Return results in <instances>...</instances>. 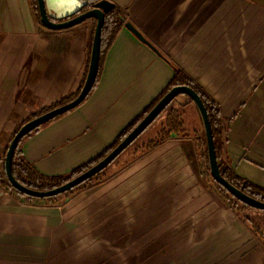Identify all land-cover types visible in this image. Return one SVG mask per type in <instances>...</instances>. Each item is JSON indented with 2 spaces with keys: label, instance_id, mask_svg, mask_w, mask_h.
Wrapping results in <instances>:
<instances>
[{
  "label": "crops",
  "instance_id": "obj_1",
  "mask_svg": "<svg viewBox=\"0 0 264 264\" xmlns=\"http://www.w3.org/2000/svg\"><path fill=\"white\" fill-rule=\"evenodd\" d=\"M106 1L160 55L121 29L92 95L25 140V159L48 177L87 164L166 89L171 63L231 120L229 168L264 189V0ZM95 29L90 20L52 31L37 20L33 0H0V163L19 125L77 95ZM194 107L187 120L200 128ZM124 171L92 198L59 207L28 204L0 186V264H114L121 258H109L118 252L106 246L131 241L145 245L146 264H264L253 226L201 188L181 142Z\"/></svg>",
  "mask_w": 264,
  "mask_h": 264
},
{
  "label": "water",
  "instance_id": "obj_2",
  "mask_svg": "<svg viewBox=\"0 0 264 264\" xmlns=\"http://www.w3.org/2000/svg\"><path fill=\"white\" fill-rule=\"evenodd\" d=\"M71 7L67 8L69 11L64 16L55 15L56 19L66 18L65 22H55L49 12L52 11L50 0H37L38 10L40 14V22L46 29L52 31H62L74 28L87 21L95 20L97 22L92 51L90 56L89 68L86 80L80 93L70 102L53 108L52 110L41 114L40 116L25 123L14 136L11 141L8 152L5 157V168L10 185L17 192L35 199H47L66 194L85 182L91 180L96 175L108 168L127 148H129L166 110V108L174 102L179 96H187L196 106L202 120L205 131L208 157L210 163V170L212 178L222 187H224L234 198L238 201L258 211L264 212V203L243 193L241 190L230 184L220 173L219 163L216 156V147L211 128V123L208 117L207 110L201 100L200 96L190 87L180 86L172 89L167 93L159 103L150 111V113L139 123V125L100 163L84 172L80 176L67 182L66 184L49 191H35L31 190L21 183H19L13 175L12 166L13 158L19 142L33 131L47 125L49 122L61 117L68 112L78 108L85 102L91 93L99 71L101 44H102V30L105 24V15L113 9L114 5L106 0H69ZM89 8V9H88ZM88 9V10H86ZM132 32L140 41L150 46L144 37L135 29L130 23L125 26Z\"/></svg>",
  "mask_w": 264,
  "mask_h": 264
},
{
  "label": "trees",
  "instance_id": "obj_3",
  "mask_svg": "<svg viewBox=\"0 0 264 264\" xmlns=\"http://www.w3.org/2000/svg\"><path fill=\"white\" fill-rule=\"evenodd\" d=\"M33 9L35 12V16L37 20L40 22V14L38 10V3L37 0H33ZM95 23V28L97 22L95 20H92ZM127 17L126 15L120 10L118 7L114 6L112 10H110L105 15V24L102 30V44H101V57H100V65H99V71L97 75V79L95 82V85L87 97L86 100L89 99V97L92 95L94 90L96 89L102 73H103V67L106 55L110 48L113 45V42L115 41L118 33L121 29L125 28L127 24ZM41 23V22H40ZM94 39V38H93ZM92 44L93 40L91 41L90 48H89V62H90V56L92 51ZM150 47L160 55L158 51H156L151 45ZM170 63V62H169ZM170 65L173 67V70L175 72V75L169 85L166 87V89L157 97L139 116L135 118V120L129 124L127 127H125L121 134L118 136V138L115 140V142L108 148L104 149L100 154H98L95 158L90 160L87 164L77 168L72 173H70L67 176H61V177H48L45 175H42L37 171V169L30 164L24 157V153L22 150L23 144L25 140L31 138L34 134H36L41 128L33 131L32 133L28 134L25 138H23L18 145V148L16 149L14 153L13 158V166L12 171L13 175L16 178V180L21 183L23 186L35 190V191H49L53 190L55 188H58L67 182L73 180L74 178L80 176L84 172L88 171L98 163H100L102 160H104L138 125L139 123L150 113V111L159 103V101L172 89L180 86H187L192 88L201 98L203 101V104L207 110L208 117L211 123V128L213 132L215 147H216V156L219 163V169L221 175L234 187L241 190L246 195L250 196L253 199H256L258 201H261L264 203V189L259 188L248 181H245L244 179L238 177L230 168L228 165L224 163L222 160V145L220 143L222 142L223 134L227 132L229 124H231V120L229 122H226L223 120L221 111L217 104L199 87L197 86L183 71L176 68L174 65L170 63ZM85 82V81H84ZM84 85V83H83ZM82 85V87H83ZM82 87L80 88L77 95L80 93ZM77 95L71 96L67 99H64L59 106L66 104L70 101H72ZM173 103V102H172ZM171 103V104H172ZM170 104V105H171ZM169 105V106H170ZM169 106L166 108V110L169 108ZM165 110V111H166ZM164 111V112H165ZM47 112V111H44ZM182 116V113L180 114ZM180 115L175 110H172L171 114L169 115V121L166 127L162 130L160 133L161 138L159 143L155 142L152 143V148H156L157 146L165 143L166 141L172 139L173 137L178 138L179 136L183 137V135L187 132L188 128L184 124V120L180 119ZM184 115V113H183ZM60 118V117H58ZM56 118V119H58ZM55 119V120H56ZM52 122V121H51ZM50 123V122H49ZM48 123V124H49ZM47 124V125H48ZM46 126V125H45ZM44 127V126H43ZM16 135V133H15ZM14 135V136H15ZM227 141V139H226ZM11 144V143H10ZM9 144V146H10ZM9 146L6 149V153L8 152ZM210 164L208 162V168ZM102 173V172H101ZM99 175V174H98ZM97 175V176H98ZM214 180V179H213ZM215 181V180H214ZM89 182V181H87ZM85 182V183H87ZM84 183V184H85ZM219 189H221L223 192H226L230 194L224 187L220 186L216 181L214 182ZM83 185V184H82ZM0 186L8 191H10L13 195H15L17 198L24 200L28 204H37L41 206H57L59 205V200L56 198H59L60 196L53 197V198H47V199H35L31 197H26L25 195L17 192L12 188V186L9 183L6 168H5V160L0 163ZM81 186V185H80ZM247 206V205H245ZM248 207V206H247ZM249 225L253 226V229L255 230L256 234L259 236V238L264 243V236L261 235L260 229H258V226L256 224H253L252 221L244 219ZM257 229H255V228Z\"/></svg>",
  "mask_w": 264,
  "mask_h": 264
},
{
  "label": "rangeland",
  "instance_id": "obj_4",
  "mask_svg": "<svg viewBox=\"0 0 264 264\" xmlns=\"http://www.w3.org/2000/svg\"><path fill=\"white\" fill-rule=\"evenodd\" d=\"M128 23L130 22L128 21L127 24ZM188 105H194V104L190 100V98H188L187 96H179L177 99H175L174 102L169 106V108L165 112H163L156 119V121L102 173H100L98 176L96 175L94 178L89 180V182L75 188L74 190L66 194L61 195L59 198H56V200L57 199L59 200L58 202L59 205H57L56 207L64 206L69 201L73 200V198L75 197H85V198L91 197L92 198V196L98 190L97 188L99 185L105 183L107 180H109L113 176H116L118 174L121 175V173L123 174L125 172L124 171L125 169L135 164L138 160L154 152L157 148H159L160 146H163V144L169 141L171 142L177 141L183 144L185 151L187 152L189 156L191 167L194 168L197 174L201 188L204 191L207 190V193L211 197H215L218 201H220L225 207H227L239 219H241L243 223L248 224L244 219L252 221L253 224H256L258 226V229L255 227L254 228L257 230L260 229L259 231L261 235H264V212L245 206L243 203H241L236 198H234L231 194L223 192L214 183L215 181L213 180L211 176L210 166L208 168L209 157H208V150H207V143H206L204 127L200 126V128H197V125L192 124V122L188 121L189 119L187 120L188 116L190 115ZM194 108H196V106ZM50 110H47V112ZM172 110H175L176 112H178L179 115L182 113V116L180 115L179 120L180 119L184 120V124L188 128L187 132L183 135V137L181 136H179L178 138L173 137L172 139L157 146L156 148H152V143H155V142L159 143L160 138H161L160 133L168 124V121L170 118L169 115L171 114ZM44 113L46 112L35 115L31 117L29 120H27L26 122H24L23 124L19 125L16 128L13 135L11 136L9 144L14 139L15 133H17L19 129L25 123H27L28 121ZM189 118L193 119L191 115L189 116ZM227 138L228 136L226 132L223 134L222 142L220 143L223 149L222 160L224 161L226 165H228V162L225 156V151H226L225 147L227 145V141H226ZM86 190L88 192L83 193V191H86ZM131 190L132 192H135V189L133 190V187H131ZM105 249L107 250L108 254H110L112 250H115V251L117 250L118 253L114 255L111 254L112 256H110L109 258H112L113 256L117 258L120 256L121 262L118 259V261L114 264H146V261L144 260L145 245L140 244L139 242L137 243V242L131 241L130 247L122 246L121 248H119L118 246L112 247V246L107 245ZM134 251H137V253ZM108 261H109L108 264H112L111 260H108Z\"/></svg>",
  "mask_w": 264,
  "mask_h": 264
},
{
  "label": "bare ground",
  "instance_id": "obj_5",
  "mask_svg": "<svg viewBox=\"0 0 264 264\" xmlns=\"http://www.w3.org/2000/svg\"><path fill=\"white\" fill-rule=\"evenodd\" d=\"M50 6L52 9L51 12L53 13V11L55 12V10H57L59 12V16H62V11H61L62 6H64L65 8L71 7L69 0H50ZM53 15H54V13H53ZM55 15L58 16V14H56V13H55Z\"/></svg>",
  "mask_w": 264,
  "mask_h": 264
}]
</instances>
